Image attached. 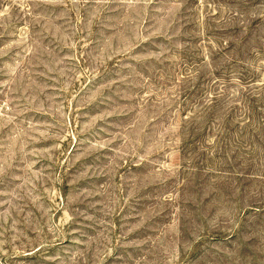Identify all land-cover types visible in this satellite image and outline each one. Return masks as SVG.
I'll list each match as a JSON object with an SVG mask.
<instances>
[{
  "label": "rangeland",
  "instance_id": "1",
  "mask_svg": "<svg viewBox=\"0 0 264 264\" xmlns=\"http://www.w3.org/2000/svg\"><path fill=\"white\" fill-rule=\"evenodd\" d=\"M0 264H264V0H0Z\"/></svg>",
  "mask_w": 264,
  "mask_h": 264
}]
</instances>
